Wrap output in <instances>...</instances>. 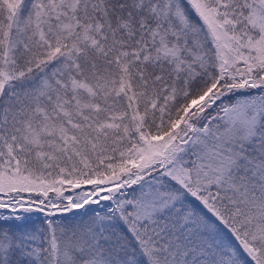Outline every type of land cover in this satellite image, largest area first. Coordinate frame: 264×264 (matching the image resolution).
<instances>
[{"label": "snow or ice", "instance_id": "snow-or-ice-1", "mask_svg": "<svg viewBox=\"0 0 264 264\" xmlns=\"http://www.w3.org/2000/svg\"><path fill=\"white\" fill-rule=\"evenodd\" d=\"M0 264H264V0H0Z\"/></svg>", "mask_w": 264, "mask_h": 264}]
</instances>
